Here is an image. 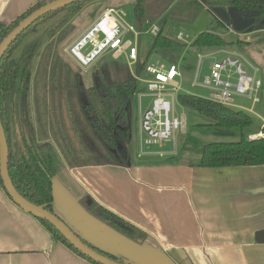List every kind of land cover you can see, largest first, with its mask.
Wrapping results in <instances>:
<instances>
[{"label": "trees", "instance_id": "trees-1", "mask_svg": "<svg viewBox=\"0 0 264 264\" xmlns=\"http://www.w3.org/2000/svg\"><path fill=\"white\" fill-rule=\"evenodd\" d=\"M49 1L52 0H38L10 23H0V41L22 18ZM91 1L94 0H80L43 15L11 43L0 60V120L8 146L10 179L20 195L51 212H54L53 179L66 166H125L128 159L129 98L138 81L127 63L113 58L101 61L91 72V85L86 86L80 73L70 68L56 48L64 28ZM193 6L207 11L220 6L233 7L243 13L254 12L258 20L252 30L264 29L259 23L264 18V0H188L186 7ZM133 13L141 28L147 19L144 0H135ZM216 21L226 26L217 18ZM164 23L165 20L152 36L145 58L136 62V74L142 75L153 52L183 46L163 35ZM55 36L56 42H53ZM243 44L239 39L232 42L205 31L191 42V46L199 48ZM178 101L212 119L209 126L241 130L235 141L203 144L196 166L264 165V137L250 140L247 134L253 130L242 132L253 123L251 113L193 94H180ZM0 188L3 189L1 178ZM88 199L90 204L85 201ZM83 205L91 215L134 239L135 229L131 224L89 197L84 199ZM36 219L76 254L92 264H99L77 251L50 223ZM93 248L123 261L112 253Z\"/></svg>", "mask_w": 264, "mask_h": 264}, {"label": "crops", "instance_id": "crops-1", "mask_svg": "<svg viewBox=\"0 0 264 264\" xmlns=\"http://www.w3.org/2000/svg\"><path fill=\"white\" fill-rule=\"evenodd\" d=\"M36 1L0 0V23H10ZM237 38L244 42L242 46L222 48L237 51L253 65L247 58L249 33ZM257 50L264 53L262 45ZM253 66L258 75L260 69ZM259 78L260 101L254 115L263 122L264 79ZM167 143L173 144V150L147 149L140 154L137 149L138 157L153 160L133 159L127 145L125 166H66L54 180V213L80 228L69 211L83 208L84 199L91 198L134 227L133 241L144 253L138 264H264V243L254 237L264 229V165L198 167L200 152L196 159L185 160L178 157L173 142ZM185 147L179 150L186 153ZM0 264L92 263L59 241L0 188Z\"/></svg>", "mask_w": 264, "mask_h": 264}, {"label": "rangeland", "instance_id": "rangeland-1", "mask_svg": "<svg viewBox=\"0 0 264 264\" xmlns=\"http://www.w3.org/2000/svg\"><path fill=\"white\" fill-rule=\"evenodd\" d=\"M187 2L188 0H145L147 19L146 21H144L142 26L143 30H148L152 24H155L158 28H160V24L163 20H165L163 35L183 44V46L180 48L157 50L153 52L152 55H150L147 61L150 63L159 61L164 66L170 64L178 65L180 71V77L177 78V82L180 87L178 95L193 94L203 98H208L209 93L207 90L200 87H193L191 86V83L196 72L198 73V79L201 81L202 77L207 74L210 63L221 58L222 54L219 53L215 55L203 56L202 59L199 60L200 55H205L212 50V48H199L191 46L193 38L200 32L204 31L219 34L225 40L232 42H235L238 39L237 35L249 33L252 40L250 48L246 49L248 52L247 58L253 63V65L258 66V68L260 69L258 72V77L264 79V70H262V68L264 69V53L261 54V52L257 50L261 47V45L264 48V33L260 32V30L257 29L247 33L235 32L229 26L222 27L216 21V18L211 12L207 11L206 9H200L197 6L187 8ZM134 4L135 0H102L84 6L79 10V12L76 13V15L68 23V26H66L62 31V39L56 46L57 51L71 69L80 73L86 86L91 85L92 70L95 69L101 61L109 60L111 59V57L109 55H104L89 69L83 70L82 68L78 67V65L74 61H72V59L66 54L65 48L75 38V36L77 35V31L93 16L101 13L105 7L122 9L125 13L124 20H126V22L137 25L133 13ZM179 33L182 34V37L180 39H178ZM152 36L153 35L145 32L140 36L139 51L141 60L145 58L146 52L150 48ZM54 41L56 42V36L53 38V42ZM257 41H259V43L261 44L260 47L257 44ZM236 46L237 45H232L231 47L236 48ZM115 60L123 62L122 58ZM257 60H259L260 63ZM135 67V64H133L131 66V69L135 70ZM243 67H245L247 70H250L245 64H243ZM128 68L130 69L129 66ZM142 91L145 92V85L141 82H137L134 92L130 95L129 98L130 137L128 138L127 145L129 147L131 157L134 156L132 158H135L137 161L143 159L153 160L152 157L137 156L139 130V106L137 93ZM150 100V96L142 95L140 98V110H144L149 105ZM249 104L250 100L248 99L240 97L234 98V105L249 106ZM232 108L235 110H240L239 108L234 106ZM255 108H257L256 105L254 107V111ZM175 115L178 117L184 115L185 118V132L181 133L179 131H176V140L174 143L175 150L176 152L178 151V157L184 158L185 160L191 161L196 159V156L199 154L203 144L215 141H235L237 140L238 135L241 132V130L238 128H217L209 126L208 124L213 122L212 119L201 115L186 106L181 105L178 101V96L175 99ZM249 115H251L253 123L250 127L242 130L243 133L249 132L250 130L258 131L259 124H262L260 119L257 118L254 114L251 113ZM232 132L234 134H231ZM184 145L186 146V153H184L183 149L179 150L180 146ZM168 149L173 150L172 143H167L164 146H150L148 150L164 151ZM76 229L84 235V233L80 229ZM95 245H98V243H95ZM104 247L106 246L104 245ZM118 257H120L121 259H126L121 254H118Z\"/></svg>", "mask_w": 264, "mask_h": 264}, {"label": "built area", "instance_id": "built-area-1", "mask_svg": "<svg viewBox=\"0 0 264 264\" xmlns=\"http://www.w3.org/2000/svg\"><path fill=\"white\" fill-rule=\"evenodd\" d=\"M122 9L106 7L101 14L65 48L66 54L83 70L89 69L104 55L113 59L122 58L130 67L134 78L145 85V92H138L139 130L138 150L146 152L150 146H163L173 142L176 131L185 132L184 115H175V99L180 89L177 78L180 71L177 64L164 66L159 61L147 62L142 75L136 74L131 66L140 59L139 40L145 32L156 35L159 28L152 24L143 30L133 23L126 22ZM182 34H178V39ZM222 54L208 67V72L201 81L196 72L191 86L208 91V99L228 107H237L255 114L254 107L260 101L261 79L257 68L235 50L215 47L203 56ZM248 66L250 70L243 67ZM142 95L151 97L149 105L140 110ZM250 100L249 106L234 105V98ZM264 121L257 132L247 134L250 140L264 137Z\"/></svg>", "mask_w": 264, "mask_h": 264}, {"label": "water", "instance_id": "water-1", "mask_svg": "<svg viewBox=\"0 0 264 264\" xmlns=\"http://www.w3.org/2000/svg\"><path fill=\"white\" fill-rule=\"evenodd\" d=\"M80 0H52L37 9L33 10L27 16L22 18L17 25L9 31L0 41V60L11 45V43L33 22L43 15L73 4ZM209 11L224 25L229 26L235 32H250L254 27V22L258 16L254 12L243 13L233 7H212ZM259 23L264 25V18ZM0 178L2 186L7 196L21 209L32 214L36 218L43 219L50 223L77 251L92 261L99 264H138L139 255L144 254L140 246L133 239L121 234L95 216L78 206L73 210L70 209L71 216L77 221L84 235L76 229L68 225L61 217L54 212L46 210L25 199L18 193L14 187L8 173V146L3 125L0 120ZM53 179V184H54ZM55 196L53 194V204ZM90 204V200H87ZM86 234V235H85ZM255 241L264 243V229L255 232ZM98 243V245H95ZM104 245L107 247H104ZM112 253L118 257L123 255L126 259L123 261L114 260L93 247ZM120 258V257H119Z\"/></svg>", "mask_w": 264, "mask_h": 264}, {"label": "flooded vegetation", "instance_id": "flooded-vegetation-1", "mask_svg": "<svg viewBox=\"0 0 264 264\" xmlns=\"http://www.w3.org/2000/svg\"><path fill=\"white\" fill-rule=\"evenodd\" d=\"M256 20H258V16L256 17L255 22H256ZM259 21H260V20H259ZM255 22H254V25H255Z\"/></svg>", "mask_w": 264, "mask_h": 264}]
</instances>
